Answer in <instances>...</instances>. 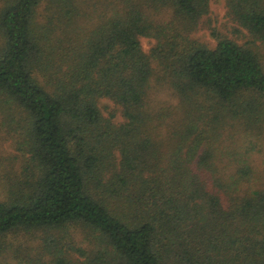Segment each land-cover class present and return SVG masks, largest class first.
<instances>
[{
    "label": "trees",
    "instance_id": "obj_1",
    "mask_svg": "<svg viewBox=\"0 0 264 264\" xmlns=\"http://www.w3.org/2000/svg\"><path fill=\"white\" fill-rule=\"evenodd\" d=\"M213 1L0 0V100L30 160L0 237L43 232L18 264H264V0H227L248 38L210 47L192 34Z\"/></svg>",
    "mask_w": 264,
    "mask_h": 264
},
{
    "label": "rangeland",
    "instance_id": "obj_2",
    "mask_svg": "<svg viewBox=\"0 0 264 264\" xmlns=\"http://www.w3.org/2000/svg\"><path fill=\"white\" fill-rule=\"evenodd\" d=\"M226 1L227 0H216L211 2L210 12L201 20L200 26L192 34L194 38L210 47L216 44V35L235 37L241 43L248 38L245 33L237 32V24L227 13L228 8L226 6ZM86 5L87 3L83 5L84 13L88 9ZM37 12L39 21H47V2L40 4L37 7ZM85 19L81 22L82 27L86 28L91 26L89 23L85 22ZM141 43L143 49L147 51L153 46L155 40L142 37ZM260 53L264 55L263 44L260 46ZM155 96L159 98L157 101L168 98L167 92L164 91L156 92ZM0 103V201H2L8 198L11 185H18L21 181L25 180L29 170L30 160L26 148H23L20 144V141L25 137L22 135L23 130L21 127H25L26 121L28 120L27 113L23 110L21 112L13 108V105L10 106L7 103L9 106V115H6L3 111L4 102L0 100ZM101 108L106 117L109 116L111 111H117V106L107 99L102 101ZM116 120L120 121L119 113ZM251 158L253 166L261 173L259 181H264V148L262 150L253 151ZM79 227L80 226L77 225H72V227H70L72 239H70L69 242H74L76 246L83 245L87 247L89 245L88 236L91 237V234L82 233ZM42 234L43 232L41 230L31 231L15 229L1 236L0 241L3 247L1 258L5 259L3 261L9 264H18V260L11 257L17 248L23 246L26 247L28 251L34 252L36 246L43 240Z\"/></svg>",
    "mask_w": 264,
    "mask_h": 264
}]
</instances>
